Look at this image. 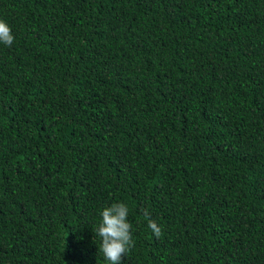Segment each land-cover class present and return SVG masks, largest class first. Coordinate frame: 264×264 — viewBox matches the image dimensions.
Returning a JSON list of instances; mask_svg holds the SVG:
<instances>
[{"label":"trees","instance_id":"obj_1","mask_svg":"<svg viewBox=\"0 0 264 264\" xmlns=\"http://www.w3.org/2000/svg\"><path fill=\"white\" fill-rule=\"evenodd\" d=\"M0 20V264H109L117 202L121 264H264V0H0Z\"/></svg>","mask_w":264,"mask_h":264},{"label":"clouds","instance_id":"obj_2","mask_svg":"<svg viewBox=\"0 0 264 264\" xmlns=\"http://www.w3.org/2000/svg\"><path fill=\"white\" fill-rule=\"evenodd\" d=\"M11 27L0 20V44L11 46L14 42ZM129 208L126 203L117 202L105 207L101 213V221L96 229V235L101 239L100 251L109 264H121L124 257L134 247L132 239V224L128 221ZM145 217L149 212L144 210ZM148 227L156 238H160L162 230L156 222L148 219Z\"/></svg>","mask_w":264,"mask_h":264}]
</instances>
